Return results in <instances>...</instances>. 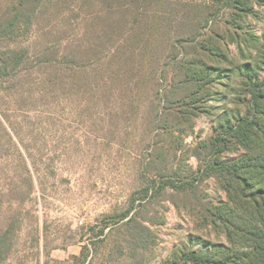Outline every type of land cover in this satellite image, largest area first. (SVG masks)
Masks as SVG:
<instances>
[{
    "label": "rangeland",
    "instance_id": "obj_1",
    "mask_svg": "<svg viewBox=\"0 0 264 264\" xmlns=\"http://www.w3.org/2000/svg\"><path fill=\"white\" fill-rule=\"evenodd\" d=\"M17 1L0 0L1 22ZM233 1L25 8L32 24L21 17L0 38L31 73L0 92V232L16 231L0 264H82L84 247L85 264H192L186 253L232 247L213 217L227 193L216 177L194 178L228 125L250 115L264 132V100L255 110L249 94L250 79L264 82V0L251 12ZM248 148L264 152L260 134ZM248 148L229 140L219 157L233 163ZM164 176L192 185L162 191Z\"/></svg>",
    "mask_w": 264,
    "mask_h": 264
},
{
    "label": "trees",
    "instance_id": "obj_2",
    "mask_svg": "<svg viewBox=\"0 0 264 264\" xmlns=\"http://www.w3.org/2000/svg\"><path fill=\"white\" fill-rule=\"evenodd\" d=\"M44 1L46 0H18L17 6L14 5L13 9H10L6 15L11 17L4 19V22L0 21V38H8L20 30L23 24L21 17L25 16L26 22L32 24L33 16L25 14V8L33 3L43 4ZM233 2L234 5L238 6L237 8L240 12H251L252 10L248 5L250 0H234ZM19 9H22L21 13L17 12ZM209 50L216 51L213 48ZM26 58L23 52L13 49L0 51V92L11 88L6 85L12 80L31 74L22 67ZM250 82L249 94L253 98L252 105L256 110L261 101L264 100V82L254 79H250ZM13 89L17 90V86L16 89L15 87ZM249 116L241 119L236 127L228 125L224 129V136L219 135L217 139L218 142H223V150L217 151L214 159L206 165L204 173L194 178V181L199 182L208 176L216 177L227 193V204L218 207L213 217L215 221L217 218L221 222L232 247L230 249L220 248L221 250L211 254L186 253V262L192 264H244L245 259L247 261L253 259L252 264H264V248L260 243L255 246L256 242H263L264 244V152L261 154L254 152L251 155L248 148L252 140H258L259 134L264 142V132L260 128L259 120ZM0 119V125H2V121L6 123L2 115H0ZM229 140H234L246 149L248 148V154L233 163L223 161L219 154L221 155L224 152ZM27 174L30 178L29 191L24 195L30 196L34 189V181L30 171H27ZM164 178L158 185L162 191L166 189L187 190V187L192 185V182L182 181L177 177L171 179V177L164 176ZM18 190L19 188H17ZM143 194L142 196L145 198L148 191L146 190ZM129 214V212H126L123 217L126 218ZM242 224L244 225L243 228L241 227ZM12 227L13 225L0 232V260L4 251V246L2 245L7 243L9 239L13 240L16 235V231ZM10 236L12 237L10 238ZM251 239L254 246L250 245ZM235 245H237L236 248L234 247ZM239 246L243 248V251L239 250ZM246 249L249 251H246ZM87 252H89L88 248L84 247L79 257L82 264H85L88 259ZM257 252L260 253L258 254Z\"/></svg>",
    "mask_w": 264,
    "mask_h": 264
}]
</instances>
